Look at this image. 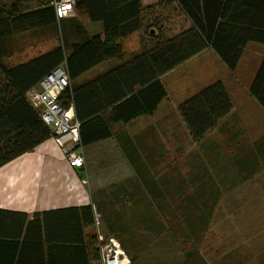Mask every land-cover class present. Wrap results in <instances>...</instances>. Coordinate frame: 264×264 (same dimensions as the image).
Segmentation results:
<instances>
[{"label":"trees","instance_id":"obj_1","mask_svg":"<svg viewBox=\"0 0 264 264\" xmlns=\"http://www.w3.org/2000/svg\"><path fill=\"white\" fill-rule=\"evenodd\" d=\"M75 13L100 22L101 27L91 34L81 26H65L79 39L59 37L53 47L8 64L5 58L14 53L13 35L45 30L56 35L62 19H56L44 0H0V166L50 137L25 93L57 65L64 66L69 78L60 103L73 106L80 123L75 146H82L112 136L111 127L119 121L152 113L167 95L159 77L200 51L212 50L233 71L248 42L264 44V0H154L146 4L142 0H75ZM134 32H141L143 46L137 52H125L124 41ZM111 60L118 65L109 73L78 80ZM259 79H264V58L255 76V81ZM232 107L223 81L216 79L181 100L177 111L190 138L199 142ZM138 188L130 187L126 198L116 183L99 188L92 196L101 229L118 239L133 264H142L141 257L154 236L173 229L172 219L164 216L168 204L152 201L147 192L139 195ZM92 204L82 207L83 213L90 212L89 223L95 221ZM189 207L198 209L197 204ZM205 217L201 210L196 220L183 222L193 233L207 222ZM87 248L90 258L100 264L96 236Z\"/></svg>","mask_w":264,"mask_h":264},{"label":"crops","instance_id":"obj_2","mask_svg":"<svg viewBox=\"0 0 264 264\" xmlns=\"http://www.w3.org/2000/svg\"><path fill=\"white\" fill-rule=\"evenodd\" d=\"M202 53V58L210 66L216 64L220 72L196 78V84L189 90L184 88L182 96L177 94L176 99L163 82V77L172 70L161 75L159 79L167 95L152 113L119 121L111 127L112 136L74 147L84 158L83 166L69 165L64 151L52 137L0 166V264H82V261L96 264L87 246L96 236L97 228L95 221L88 222L90 212L83 213L82 207L92 204V196L99 188L120 183L123 197L128 198L129 188L138 185L139 195L147 192L154 202H171L178 193V179L172 177L170 169L162 170L167 154L163 130L173 128L171 132H177L180 125L190 137L177 105L213 80L223 81L233 107L201 141L192 140L196 145L202 143V155L207 154L208 159H213L211 163L216 162L217 177L201 175L189 180L193 184L191 197L203 195L209 201H219L226 187L241 184L238 179L242 171L249 172V177L252 172L264 170V79L255 81L258 65L264 58V44L248 42L233 71L210 49L200 51L181 65ZM117 63L115 60L101 63L78 80L109 73ZM176 137L169 131L168 138ZM111 161L113 165L107 168L114 173H107L104 165ZM229 166L233 169L231 174ZM234 172L236 175L232 176ZM92 209L97 218L99 214L93 204Z\"/></svg>","mask_w":264,"mask_h":264},{"label":"rangeland","instance_id":"obj_3","mask_svg":"<svg viewBox=\"0 0 264 264\" xmlns=\"http://www.w3.org/2000/svg\"><path fill=\"white\" fill-rule=\"evenodd\" d=\"M152 1L154 0H142V3ZM68 25L81 26L91 34L101 27L100 22L91 21L87 16L75 13V16L61 20L56 35L47 30L40 34L27 32L13 35L10 42L14 44V53L5 58V61L8 64L25 61L58 44L61 37H65L67 41L78 40L77 36L72 35L71 27L70 30H65V26ZM141 36V32H134L127 37L124 41V51L131 52L139 46L142 48ZM202 57L203 53L197 59H192L184 65L180 64L170 73L163 75V82L175 99L177 94L182 96L184 88L189 90V87L194 86L198 79L220 72L216 64L210 66L209 62ZM163 126L168 128L167 125ZM171 130L173 128L163 130V145L167 154L162 163V170L170 169L172 177L173 175L177 177L178 193L177 196L172 197L171 202L161 203L168 204L164 216L172 219L169 224L173 229L170 233L162 232L151 239L141 257V263L264 264V170L255 171L254 174L252 172L249 177V172L242 171L238 179L241 184L236 187H226V192L220 196L219 201H209L210 198L203 195L193 198L190 195L193 184L189 180L201 175V177L206 175L208 178L217 177V164L211 163L213 159H208L207 154L202 155L203 144H194L180 125L176 128L177 132H171ZM169 131L177 134V137L168 138ZM113 163L111 161L104 167L107 168ZM209 169L213 171L210 173ZM105 171L114 173L110 168ZM232 172L233 169L229 166L228 173ZM235 175L234 172L232 176ZM228 180H232V177ZM187 184H190V187ZM190 204L193 206L197 204L198 209L190 208ZM201 210L206 214L207 222L201 223L196 231L191 233L183 220L186 218L196 220Z\"/></svg>","mask_w":264,"mask_h":264},{"label":"built area","instance_id":"obj_4","mask_svg":"<svg viewBox=\"0 0 264 264\" xmlns=\"http://www.w3.org/2000/svg\"><path fill=\"white\" fill-rule=\"evenodd\" d=\"M53 8L56 19L75 16V0H44ZM69 85L67 71L62 64L46 73L38 83L29 88L25 97L28 103L39 111L42 122L49 128L50 137L64 151L69 165L81 167L84 158L74 149L79 143V126L73 106H64L61 96ZM100 216L95 218L97 246L100 264H133L129 255L121 247L118 239L101 230Z\"/></svg>","mask_w":264,"mask_h":264}]
</instances>
